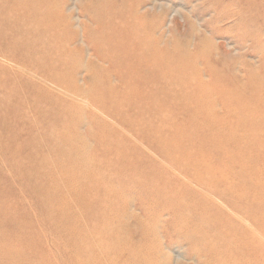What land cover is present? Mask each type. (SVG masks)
Masks as SVG:
<instances>
[{"label": "rangeland", "instance_id": "374dc122", "mask_svg": "<svg viewBox=\"0 0 264 264\" xmlns=\"http://www.w3.org/2000/svg\"><path fill=\"white\" fill-rule=\"evenodd\" d=\"M41 1L0 0V264H264V0H115L156 40L127 69L108 2Z\"/></svg>", "mask_w": 264, "mask_h": 264}, {"label": "bare ground", "instance_id": "6f19581e", "mask_svg": "<svg viewBox=\"0 0 264 264\" xmlns=\"http://www.w3.org/2000/svg\"><path fill=\"white\" fill-rule=\"evenodd\" d=\"M38 5H47L45 4V2L41 1V0H35ZM131 1V0H130ZM53 2V1H52ZM50 2V3H52ZM105 2H108V3H104V4H107V5H110V12L111 13H107V15H105L103 18H102V21L99 22L98 26H100V29L104 30L102 31L101 30V34H102V37L105 38L107 41H109L111 39V37L115 38L116 41H118V44H112V45H109L108 43H105V48L106 47H109L108 49L106 48V50L104 51V55L103 57L108 60L109 58L112 59L110 60V62L116 67L117 65L119 67H123V68H133V67H138L139 65H141L140 63V60L139 62H137V58H135V55H137L138 53L140 52H144V51H147L145 53H142L143 55H152V54H156L157 53V47H156V44L154 43V41L156 40H153V42L151 41V38L150 36L148 37V32L146 30L147 28V24L145 23L146 21H144V17L142 16V14L139 12V7H140V4L139 2L136 4H131L130 6L128 7H121L119 5V3L115 2V0H105ZM125 2V1H124ZM122 3V2H121ZM120 3V4H121ZM123 4V3H122ZM125 5V4H124ZM120 6V8H119ZM123 6V5H122ZM143 9V7L141 8ZM118 10V11H117ZM141 11V10H140ZM102 12V10H101ZM100 12V13H101ZM96 14V12H95ZM103 14V13H101ZM59 15V14H58ZM61 15V14H60ZM99 16V15H98ZM94 18V17H93ZM95 19V18H94ZM101 20V18H98V20ZM60 20V19H59ZM97 20V18H96ZM95 20V21H96ZM148 21V20H147ZM61 23H63L64 25H66L67 22H65V20H62L60 21ZM152 22V21H151ZM97 23V22H96ZM151 24V23H150ZM99 30V29H98ZM151 30H149L150 32ZM154 31V30H153ZM45 34H47L48 32L45 30L44 31ZM91 33V32H90ZM97 33V32H96ZM154 33V32H153ZM98 34V33H97ZM92 35V33H91ZM91 37V36H90ZM101 37V38H102ZM92 38V37H91ZM90 38V39H91ZM97 38V37H96ZM92 40V39H91ZM125 40H129V43L130 45H126L125 44ZM98 41V40H97ZM68 42V41H67ZM99 42V41H98ZM106 42V41H104ZM110 42V41H109ZM115 43V42H114ZM96 44V43H95ZM101 50V49H100ZM103 52V51H102ZM101 52V53H102ZM160 53V52H159ZM139 55V54H138ZM103 58V60H104ZM143 58H145V56H143ZM174 58V57H173ZM137 61H136V60ZM176 59V58H175ZM174 59V60H175ZM184 59V58H183ZM172 60V59H170ZM168 60V62L170 61ZM144 61V60H143ZM142 61V62H143ZM167 61V60H166ZM181 61V60H180ZM109 62V61H108ZM175 62V61H174ZM158 63V62H156ZM162 63V61L160 62ZM110 64V63H109ZM170 64V63H169ZM143 65V64H142ZM151 65V64H150ZM158 65V64H157ZM154 66V65H153ZM162 66V65H161ZM166 66V65H165ZM164 66V67H165ZM111 67V66H110ZM109 67V68H110ZM144 67V66H143ZM151 67V66H150ZM163 67V68H164ZM155 69L156 68V65H155ZM180 69V68H179ZM184 71V70H183ZM186 71V70H185ZM188 71V70H187ZM98 72V71H97ZM109 72V71H108ZM161 72V71H160ZM142 73V72H141ZM195 75L193 77H186L184 75H181V76H177V77H174V79H165L164 77L162 76H159V77H144L143 74H141V81H137L136 78H139L137 77L136 75H130V81L132 82H156L157 84H161V83H165V82H169L170 84L169 85H174V83L178 84V82H183L185 81V85H191V86H195V87H198V86H203L202 85V82L200 81V76H199V72H197L195 70ZM112 74V73H111ZM97 75V74H96ZM103 75V74H102ZM104 76V75H103ZM180 77H184V79H181ZM107 79V78H106ZM116 79V78H115ZM193 79V80H191ZM108 80V79H107ZM119 80V79H118ZM99 81V80H98ZM131 82V83H132ZM103 83V82H102ZM105 83L106 84H109L106 80H105ZM105 84V85H106ZM108 86V85H107ZM173 89V88H171ZM206 95V94H205ZM156 97L155 96V93L153 94H150L148 96V98L150 97ZM177 96V95H174V97ZM158 98H163V97H157ZM153 99V98H152ZM161 102H165L167 100H170V99H167V98H163V99H160ZM172 100V105L173 107L170 108L168 111H166V113H169V114H178L183 106L186 109L189 110V112H191V110L193 109V107H189V108H186L187 105H189L190 103H188L186 106L184 105V103H187V102H183L182 98H173L171 99ZM96 101V100H95ZM98 105H100L101 103V100H98ZM196 111L195 112H204L206 109H205V106H204V103H200V104H196ZM204 106V109L203 107ZM154 108V107H153ZM156 109V108H155ZM152 109H150V112ZM148 111V110H147ZM153 113V112H152ZM156 113V112H154ZM205 114V113H203ZM201 114V115H203ZM114 135V134H113ZM117 136V135H116ZM121 137V135H119ZM124 137V136H123ZM124 140V139H123ZM112 186V185H111ZM246 232V231H244ZM246 234V233H245ZM201 239V238H199ZM205 239V237L203 238ZM202 239V241H203ZM230 240V239H229ZM228 239H226V242L225 243H228L229 242ZM254 241V242H253ZM250 244H248V246H251V243H252V248L253 249H258L260 248L259 245L261 246V244H258L257 241L255 240H252L251 242H249ZM256 244V245H255ZM258 244V245H257ZM214 244L211 245V249L213 251L212 254H214V256L212 257H208V259L210 260V263L211 264H228L227 262L228 261H231L233 264H255L253 263L252 260H245V261H242L241 259H238L239 258V255H236L235 252H233L230 247H224V244H219V246H216L214 247L213 246ZM217 245V244H216ZM263 247V246H262ZM229 252V257H227V261H221L219 260V256L224 253V252ZM210 253V252H209ZM248 257H250L249 255H247ZM136 259H137V255H136ZM252 259V258H251ZM256 260V259H254ZM257 263V261H254ZM209 263V264H210ZM230 263V264H232ZM148 264V263H147ZM150 264H155L154 261H152Z\"/></svg>", "mask_w": 264, "mask_h": 264}]
</instances>
